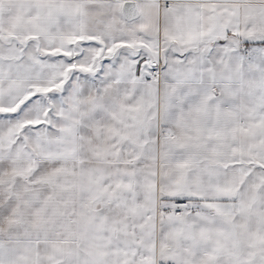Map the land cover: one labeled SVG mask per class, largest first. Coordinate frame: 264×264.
I'll use <instances>...</instances> for the list:
<instances>
[{
  "label": "snow or ice",
  "instance_id": "6c2138e0",
  "mask_svg": "<svg viewBox=\"0 0 264 264\" xmlns=\"http://www.w3.org/2000/svg\"><path fill=\"white\" fill-rule=\"evenodd\" d=\"M0 264H264V0H0Z\"/></svg>",
  "mask_w": 264,
  "mask_h": 264
}]
</instances>
